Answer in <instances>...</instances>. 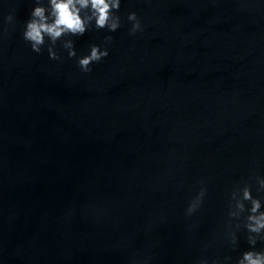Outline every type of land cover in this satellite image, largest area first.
Returning a JSON list of instances; mask_svg holds the SVG:
<instances>
[{
    "label": "clouds",
    "instance_id": "9594fccd",
    "mask_svg": "<svg viewBox=\"0 0 264 264\" xmlns=\"http://www.w3.org/2000/svg\"><path fill=\"white\" fill-rule=\"evenodd\" d=\"M48 3L50 6L49 14L45 15L44 6H36L23 33L24 39L31 44L33 51L37 53L40 52L41 45L45 43V36L55 43L65 35H83L93 20L98 29L108 28L109 31H115L120 26V17L114 14L119 11L120 0H48ZM128 20L133 22L131 28L133 34L140 30L141 25L136 13H129ZM106 40L110 41L111 37H106ZM65 46L69 48V56L74 57L76 52L72 47V42L69 41ZM107 55L108 50L106 48L101 50L99 46L93 45L90 48V53L78 60V65L82 71L90 72V65L99 62ZM49 56L52 59H59L51 49H49ZM202 196L203 190L196 200L189 205L188 214L195 211ZM243 199L251 201V214L248 216L249 223L246 227L250 232L259 234L264 230V212L256 215L260 209V201L252 197L248 188L244 189ZM237 206L240 209L244 207L243 204ZM249 242L254 245L256 241L249 238ZM237 264H264V252L245 251Z\"/></svg>",
    "mask_w": 264,
    "mask_h": 264
}]
</instances>
